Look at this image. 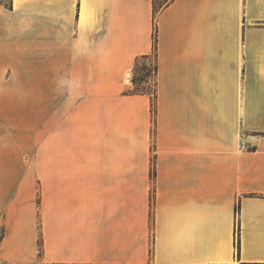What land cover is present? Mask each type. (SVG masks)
I'll return each mask as SVG.
<instances>
[{
	"label": "crops",
	"instance_id": "crops-1",
	"mask_svg": "<svg viewBox=\"0 0 264 264\" xmlns=\"http://www.w3.org/2000/svg\"><path fill=\"white\" fill-rule=\"evenodd\" d=\"M154 2L0 0L48 84L46 150L0 122V264H264V0H156L155 124Z\"/></svg>",
	"mask_w": 264,
	"mask_h": 264
},
{
	"label": "rangeland",
	"instance_id": "rangeland-1",
	"mask_svg": "<svg viewBox=\"0 0 264 264\" xmlns=\"http://www.w3.org/2000/svg\"><path fill=\"white\" fill-rule=\"evenodd\" d=\"M156 61L153 53L130 74L133 88L128 93L148 91L151 106L155 100ZM47 87V59H0V122L9 121L15 116V106L22 108L23 120L39 123L42 151L46 150ZM154 107L152 106L151 112L155 124Z\"/></svg>",
	"mask_w": 264,
	"mask_h": 264
},
{
	"label": "trees",
	"instance_id": "trees-1",
	"mask_svg": "<svg viewBox=\"0 0 264 264\" xmlns=\"http://www.w3.org/2000/svg\"><path fill=\"white\" fill-rule=\"evenodd\" d=\"M161 6H162V4L156 2V0H155V2H154V18H155V20H154V32H153V53H155L156 58L158 57V53H157V51H158V26H157V23H156V16H157V14L160 11ZM148 58H149L148 56H143V57L137 59L135 67H134V71L139 66V64L141 62L148 60ZM157 61H158V59H157ZM157 61H156V69H155V73H156V85H155L156 89H155V96H154L155 100H154V102L152 104L153 107L155 106L154 107L155 117L157 115V96H158L157 95V72H158ZM134 85L136 86L137 84L134 83ZM131 94H147V95L150 96V93L148 91H141V92L137 91V92H134V93H131ZM151 102H152V100H151Z\"/></svg>",
	"mask_w": 264,
	"mask_h": 264
},
{
	"label": "bare ground",
	"instance_id": "bare-ground-1",
	"mask_svg": "<svg viewBox=\"0 0 264 264\" xmlns=\"http://www.w3.org/2000/svg\"><path fill=\"white\" fill-rule=\"evenodd\" d=\"M127 82H128V83L130 82V76L128 77Z\"/></svg>",
	"mask_w": 264,
	"mask_h": 264
}]
</instances>
